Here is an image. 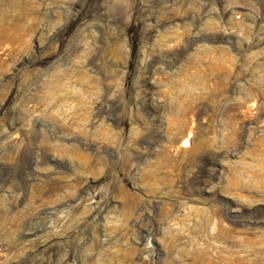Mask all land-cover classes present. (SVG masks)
<instances>
[{
    "label": "rangeland",
    "instance_id": "rangeland-1",
    "mask_svg": "<svg viewBox=\"0 0 264 264\" xmlns=\"http://www.w3.org/2000/svg\"><path fill=\"white\" fill-rule=\"evenodd\" d=\"M170 250L264 264V0H0V264Z\"/></svg>",
    "mask_w": 264,
    "mask_h": 264
},
{
    "label": "bare ground",
    "instance_id": "bare-ground-1",
    "mask_svg": "<svg viewBox=\"0 0 264 264\" xmlns=\"http://www.w3.org/2000/svg\"><path fill=\"white\" fill-rule=\"evenodd\" d=\"M190 136H191V134L185 139V143L189 144ZM192 232L193 233H199V231H197V230L192 231ZM176 253H175V250H170L168 253V259L166 260L165 264H176V261H179V260H181V258H183L184 253H178L179 255ZM258 253L260 254V256H262L264 258V250H260V251H258ZM217 257H218V263L219 264H233L234 260L240 258V255H238L235 252H231L229 254L217 253Z\"/></svg>",
    "mask_w": 264,
    "mask_h": 264
}]
</instances>
